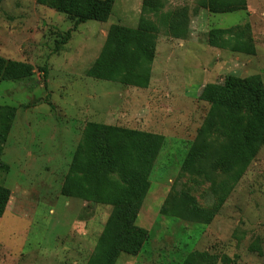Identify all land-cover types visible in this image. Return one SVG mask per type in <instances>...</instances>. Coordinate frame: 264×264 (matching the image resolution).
I'll return each mask as SVG.
<instances>
[{
    "label": "rangeland",
    "instance_id": "obj_1",
    "mask_svg": "<svg viewBox=\"0 0 264 264\" xmlns=\"http://www.w3.org/2000/svg\"><path fill=\"white\" fill-rule=\"evenodd\" d=\"M220 1L228 11H210ZM73 22L50 3L0 1V65L29 67L0 82V107H14L0 108V264H264V0H114L102 20ZM117 26L142 31L127 53ZM106 125L163 136L134 255L96 253L112 205L67 181L89 177Z\"/></svg>",
    "mask_w": 264,
    "mask_h": 264
},
{
    "label": "trees",
    "instance_id": "obj_2",
    "mask_svg": "<svg viewBox=\"0 0 264 264\" xmlns=\"http://www.w3.org/2000/svg\"><path fill=\"white\" fill-rule=\"evenodd\" d=\"M1 1V0H0ZM40 4L50 3L56 11L68 14L73 18V28L86 21H100L105 18L111 10L114 0H37ZM224 3L222 1L215 3L209 9L212 12H221ZM228 11V9L226 10ZM141 26H143L141 22ZM114 35L123 45L124 53H127L129 47L128 38H136L140 40L143 34L141 29H131L124 26L114 28ZM221 30H213L209 42L212 45L219 46L217 36ZM70 31H67L66 37ZM241 36V33H239ZM240 36H236L237 40ZM250 37V36H249ZM248 37V40H249ZM249 42H239L235 46L236 51L248 50ZM129 56L131 54L129 53ZM28 65L21 62L8 60L2 66L0 65V82L4 80L20 81L26 77ZM45 69V68H44ZM129 74L134 75V67H129ZM129 76L126 78L128 80ZM244 82L239 78H231V82ZM129 82V81H127ZM206 96V95H205ZM262 96L258 89L254 92L252 105L259 102ZM210 102H216V97L206 96ZM0 108L13 110L14 107L4 105ZM106 137L99 144L98 163L96 166L88 169L86 177H68L70 190H74L78 195L84 198H90L102 204L112 205V211L105 223L102 234L98 240L96 253L101 251L103 245L110 246L111 254L115 255L118 252H124L131 255L136 254L141 244L146 239V233L143 229L136 226L134 223L136 215V201L140 199V189L145 182V176L149 171V158L159 151L163 145V136L137 132L134 130H118L112 125H106ZM119 133L121 141H113ZM250 131L245 130V138L252 139ZM0 136L4 137L3 133ZM137 153L138 157L133 154ZM135 158L133 163L129 160ZM137 160V161H136ZM133 164V165H132ZM119 169L122 178L121 181H115L109 178L108 174ZM86 183L85 185L82 183ZM82 185V186H81ZM66 192V190L64 191ZM66 194V193H63ZM9 192L7 189L0 188V216L3 213L5 204L8 200Z\"/></svg>",
    "mask_w": 264,
    "mask_h": 264
}]
</instances>
